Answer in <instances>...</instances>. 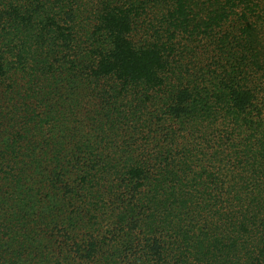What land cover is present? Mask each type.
Here are the masks:
<instances>
[{"label": "trees", "instance_id": "trees-1", "mask_svg": "<svg viewBox=\"0 0 264 264\" xmlns=\"http://www.w3.org/2000/svg\"><path fill=\"white\" fill-rule=\"evenodd\" d=\"M0 264H264V0H0Z\"/></svg>", "mask_w": 264, "mask_h": 264}]
</instances>
